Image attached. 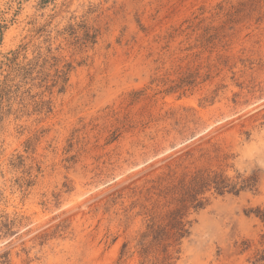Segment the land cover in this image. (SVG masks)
Wrapping results in <instances>:
<instances>
[{"label":"rangeland","instance_id":"rangeland-1","mask_svg":"<svg viewBox=\"0 0 264 264\" xmlns=\"http://www.w3.org/2000/svg\"><path fill=\"white\" fill-rule=\"evenodd\" d=\"M0 264H264V0H0Z\"/></svg>","mask_w":264,"mask_h":264},{"label":"trees","instance_id":"trees-1","mask_svg":"<svg viewBox=\"0 0 264 264\" xmlns=\"http://www.w3.org/2000/svg\"><path fill=\"white\" fill-rule=\"evenodd\" d=\"M217 188L223 187L221 186V182H216ZM195 190L192 187H189L182 193V198L180 199V202H185L187 200H192L194 198ZM177 212L171 213L169 216L171 217V220H176Z\"/></svg>","mask_w":264,"mask_h":264}]
</instances>
